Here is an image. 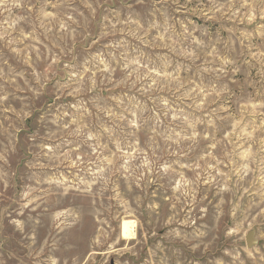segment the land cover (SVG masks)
<instances>
[{
  "label": "rangeland",
  "instance_id": "rangeland-1",
  "mask_svg": "<svg viewBox=\"0 0 264 264\" xmlns=\"http://www.w3.org/2000/svg\"><path fill=\"white\" fill-rule=\"evenodd\" d=\"M0 264H264V0H0Z\"/></svg>",
  "mask_w": 264,
  "mask_h": 264
},
{
  "label": "bare ground",
  "instance_id": "bare-ground-1",
  "mask_svg": "<svg viewBox=\"0 0 264 264\" xmlns=\"http://www.w3.org/2000/svg\"><path fill=\"white\" fill-rule=\"evenodd\" d=\"M133 231V226H131L129 221H123L121 223V235L123 237H131L134 234Z\"/></svg>",
  "mask_w": 264,
  "mask_h": 264
}]
</instances>
